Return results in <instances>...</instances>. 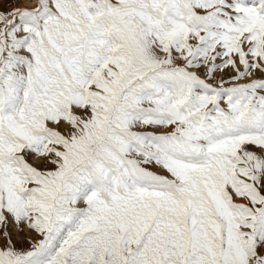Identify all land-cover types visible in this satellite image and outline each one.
<instances>
[{"label": "snow or ice", "instance_id": "snow-or-ice-1", "mask_svg": "<svg viewBox=\"0 0 264 264\" xmlns=\"http://www.w3.org/2000/svg\"><path fill=\"white\" fill-rule=\"evenodd\" d=\"M0 264H264V0H0Z\"/></svg>", "mask_w": 264, "mask_h": 264}]
</instances>
